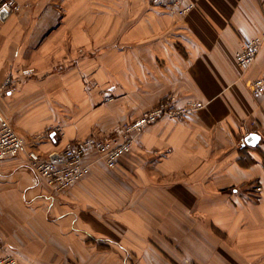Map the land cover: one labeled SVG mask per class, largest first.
Segmentation results:
<instances>
[{"label": "crops", "instance_id": "1", "mask_svg": "<svg viewBox=\"0 0 264 264\" xmlns=\"http://www.w3.org/2000/svg\"><path fill=\"white\" fill-rule=\"evenodd\" d=\"M19 1L0 24V116L40 152L113 134L170 94L205 105L55 193L26 153L0 160V256L264 264V93L248 85L264 42L246 73L235 58L244 36L264 37V0H194L186 14L168 0Z\"/></svg>", "mask_w": 264, "mask_h": 264}, {"label": "built area", "instance_id": "2", "mask_svg": "<svg viewBox=\"0 0 264 264\" xmlns=\"http://www.w3.org/2000/svg\"><path fill=\"white\" fill-rule=\"evenodd\" d=\"M161 3L180 14H186L196 6L194 0H168ZM22 8L19 0H0V24L20 12ZM263 42V36L242 38L235 56L242 73L251 68ZM31 71L26 70L27 73ZM248 85L253 94L264 93V77L253 79ZM6 88L5 83L0 87V91ZM204 105L201 100H190L178 106L176 96L168 95L139 117L124 122L113 134L92 135L77 142H68L62 149L47 153L31 146L6 118L0 116V160L26 153L28 163L39 180L53 191H62L87 176L91 172L93 161L102 160L107 167H116L120 159L132 151L137 137L151 124L166 116L183 118L203 108ZM261 189V185H256L257 191ZM0 264H19V260L14 254H4L0 256Z\"/></svg>", "mask_w": 264, "mask_h": 264}, {"label": "water", "instance_id": "3", "mask_svg": "<svg viewBox=\"0 0 264 264\" xmlns=\"http://www.w3.org/2000/svg\"><path fill=\"white\" fill-rule=\"evenodd\" d=\"M260 141V135L257 133H250L246 136V143L250 145H257Z\"/></svg>", "mask_w": 264, "mask_h": 264}, {"label": "rangeland", "instance_id": "4", "mask_svg": "<svg viewBox=\"0 0 264 264\" xmlns=\"http://www.w3.org/2000/svg\"><path fill=\"white\" fill-rule=\"evenodd\" d=\"M170 95H173V94H170ZM167 96H168V95H167ZM165 97H166V96H165ZM165 97H164V98H165ZM161 100H162V99H161ZM161 100H160V101H161ZM160 101H159V102H160ZM178 106H181V105H178ZM196 111H197V110H196ZM193 112H194V111H193ZM190 114H191V113H190ZM188 115H189V114H188ZM188 115H187V116H188ZM187 116H185V117H187ZM185 117H183V118H185ZM166 118H169V119H183V118H175V116H172V117H171V116H166V117L161 118L160 120H163V119H166ZM160 120H158V121H160ZM129 121H130V120H129ZM158 121H157V122H158ZM126 122H127V121H126ZM155 123H156V122H155ZM153 124H154V123H153ZM151 125H152V124H151ZM138 137H139V136H138ZM55 192H57V191H54V193H55Z\"/></svg>", "mask_w": 264, "mask_h": 264}, {"label": "bare ground", "instance_id": "5", "mask_svg": "<svg viewBox=\"0 0 264 264\" xmlns=\"http://www.w3.org/2000/svg\"><path fill=\"white\" fill-rule=\"evenodd\" d=\"M6 82V81H5ZM147 129V128H146Z\"/></svg>", "mask_w": 264, "mask_h": 264}]
</instances>
